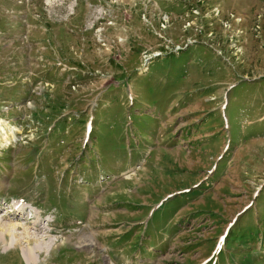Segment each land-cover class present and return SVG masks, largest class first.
<instances>
[{
    "label": "rangeland",
    "instance_id": "1",
    "mask_svg": "<svg viewBox=\"0 0 264 264\" xmlns=\"http://www.w3.org/2000/svg\"><path fill=\"white\" fill-rule=\"evenodd\" d=\"M39 244L264 264V0H0V264Z\"/></svg>",
    "mask_w": 264,
    "mask_h": 264
},
{
    "label": "bare ground",
    "instance_id": "2",
    "mask_svg": "<svg viewBox=\"0 0 264 264\" xmlns=\"http://www.w3.org/2000/svg\"><path fill=\"white\" fill-rule=\"evenodd\" d=\"M12 207H14L13 209H12ZM12 207H10L9 209L10 210H12L13 211V213L12 214H15L16 212H19V213H23L24 212V210L26 209V207L24 206V205H22V204H13L12 205ZM10 212V211H9ZM9 216L11 215V214H8ZM39 223V222H38ZM44 229H47V228H44ZM34 230H35V228H34ZM35 233V232H34ZM31 237L33 236L31 233H28ZM30 245V244H29ZM42 245V244H41ZM40 244L39 245H36L35 247H29V248H24L23 249V251H24V253H25V255H26V260L28 261V263H30L31 264V262H36V259H34L35 258V255H38L37 253H38V251H39V248H41L42 246H41ZM42 251V250H41Z\"/></svg>",
    "mask_w": 264,
    "mask_h": 264
}]
</instances>
